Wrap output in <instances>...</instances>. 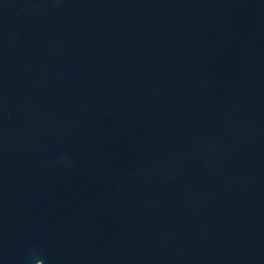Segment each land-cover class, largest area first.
Masks as SVG:
<instances>
[{
	"label": "water",
	"instance_id": "obj_1",
	"mask_svg": "<svg viewBox=\"0 0 264 264\" xmlns=\"http://www.w3.org/2000/svg\"><path fill=\"white\" fill-rule=\"evenodd\" d=\"M38 263L264 264V0H0V264Z\"/></svg>",
	"mask_w": 264,
	"mask_h": 264
},
{
	"label": "flooded vegetation",
	"instance_id": "obj_2",
	"mask_svg": "<svg viewBox=\"0 0 264 264\" xmlns=\"http://www.w3.org/2000/svg\"><path fill=\"white\" fill-rule=\"evenodd\" d=\"M104 247H105V250L106 251H109V242H108V239L105 240ZM38 264H40V263H38Z\"/></svg>",
	"mask_w": 264,
	"mask_h": 264
}]
</instances>
